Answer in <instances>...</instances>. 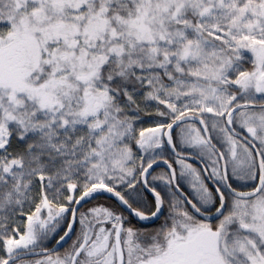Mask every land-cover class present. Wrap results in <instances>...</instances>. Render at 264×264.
Instances as JSON below:
<instances>
[{
	"label": "snow or ice",
	"instance_id": "obj_1",
	"mask_svg": "<svg viewBox=\"0 0 264 264\" xmlns=\"http://www.w3.org/2000/svg\"><path fill=\"white\" fill-rule=\"evenodd\" d=\"M0 264H264V0H0Z\"/></svg>",
	"mask_w": 264,
	"mask_h": 264
}]
</instances>
